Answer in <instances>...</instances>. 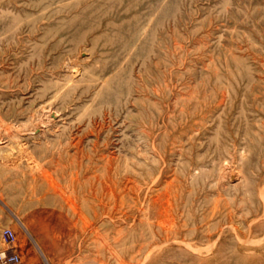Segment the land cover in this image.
Wrapping results in <instances>:
<instances>
[{"label": "rangeland", "instance_id": "rangeland-1", "mask_svg": "<svg viewBox=\"0 0 264 264\" xmlns=\"http://www.w3.org/2000/svg\"><path fill=\"white\" fill-rule=\"evenodd\" d=\"M5 229L18 264H264V0H0Z\"/></svg>", "mask_w": 264, "mask_h": 264}, {"label": "built area", "instance_id": "built-area-1", "mask_svg": "<svg viewBox=\"0 0 264 264\" xmlns=\"http://www.w3.org/2000/svg\"><path fill=\"white\" fill-rule=\"evenodd\" d=\"M2 241L7 249L0 250V264H18L20 257L13 250L16 241V235L13 230L5 229L2 233Z\"/></svg>", "mask_w": 264, "mask_h": 264}, {"label": "bare ground", "instance_id": "bare-ground-1", "mask_svg": "<svg viewBox=\"0 0 264 264\" xmlns=\"http://www.w3.org/2000/svg\"><path fill=\"white\" fill-rule=\"evenodd\" d=\"M77 207V206H76Z\"/></svg>", "mask_w": 264, "mask_h": 264}]
</instances>
